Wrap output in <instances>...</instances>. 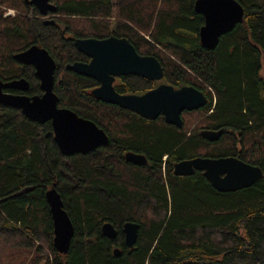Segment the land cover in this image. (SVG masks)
Listing matches in <instances>:
<instances>
[{"label":"trees","instance_id":"obj_1","mask_svg":"<svg viewBox=\"0 0 264 264\" xmlns=\"http://www.w3.org/2000/svg\"><path fill=\"white\" fill-rule=\"evenodd\" d=\"M195 1L53 0L52 26L24 0H0V79L23 78L26 95H41L34 69L14 55L32 45L46 49L56 63L58 106L109 138L88 154L64 156L50 122L38 124L0 104V264H264V180L219 193L200 172L172 171L181 160L237 157L264 172V0H235L243 19L214 50L200 45L204 18L194 12ZM6 6L21 12L4 18ZM71 36L127 38L140 55L160 62L167 84L195 87L206 105L184 111L176 128L97 101L96 81L65 69L84 61ZM148 89L130 76L117 91ZM200 130L223 134L209 142ZM128 152L146 164L128 163ZM53 185L74 227L66 255L52 244L45 193ZM106 222L117 231L113 240L101 233ZM126 222L139 225L133 249L124 243Z\"/></svg>","mask_w":264,"mask_h":264},{"label":"water","instance_id":"obj_2","mask_svg":"<svg viewBox=\"0 0 264 264\" xmlns=\"http://www.w3.org/2000/svg\"><path fill=\"white\" fill-rule=\"evenodd\" d=\"M52 1L24 0L25 4L36 8L43 17L57 12ZM193 7L194 12L204 18L198 36L200 45L205 50H214L219 38L232 31L243 19L244 10L235 0H196ZM44 23L48 25L54 22L47 20ZM74 46L90 61L68 64L66 70L96 81L98 87L91 91V95L101 103L114 105L146 120H156L162 116L165 124L176 128L182 127L181 114L184 111L199 110L207 103L206 96L192 86L174 89L169 85H160L141 96L117 93L113 87L115 77L132 75L154 81L160 80L164 75L163 68L155 57L139 55L125 38L111 36L102 40L75 39ZM14 59L34 69L42 94L29 97L9 93L7 91L27 92L28 81L23 78L10 81L0 79L1 105L20 110L26 118L38 124L50 122L54 142L64 156L85 155L109 143L107 134L95 123L58 106V97L54 93L56 63L46 49L32 45L15 54ZM222 134V130L200 132V136L209 142L217 141ZM124 158L135 165L147 162L143 155L132 152L126 153ZM195 172H200L219 193L249 188L259 180H264V172L259 167L244 163L237 157H195L173 164L174 176H191ZM45 199L52 219L53 247L57 253L66 255L74 236L73 224L54 185L46 191ZM138 230L137 223H124L122 233L128 249H133ZM101 233L111 240L117 236L116 229L109 222L102 224ZM113 254L120 256V249L115 248Z\"/></svg>","mask_w":264,"mask_h":264},{"label":"flooded vegetation","instance_id":"obj_3","mask_svg":"<svg viewBox=\"0 0 264 264\" xmlns=\"http://www.w3.org/2000/svg\"><path fill=\"white\" fill-rule=\"evenodd\" d=\"M52 3H53V1H52ZM27 5V4H26ZM28 6H30V5H28ZM31 7H33V6H31ZM34 8V7H33ZM34 9H36V8H34ZM37 11V10H36ZM38 12V11H37ZM39 14V13H38ZM40 15V14H39ZM54 17H57L56 16V14H48L47 16H45L44 18H43V22H45V21H47V20H51V21H53L54 23L53 24H48V25H52V26H54V25H56V23H55V20H54ZM45 24V23H44ZM46 25V24H45ZM60 30H61V32H62V34L64 35V36H66V32L62 29V28H60ZM67 37V36H66ZM108 37H111V36H108ZM108 37H106V38H108ZM113 37H115V36H113ZM70 38H72V40H73V46H74V40L75 39H89V38H74V37H70ZM106 38H103V39H106ZM116 38H125V37H116ZM125 39H127V38H125ZM99 40H102V39H99ZM128 40V39H127ZM129 41V40H128ZM130 42V41H129ZM134 47V46H133ZM74 48H75V46H74ZM76 49V48H75ZM136 50V49H135ZM77 51V50H76ZM137 52V51H136ZM80 53V52H79ZM138 53V52H137ZM81 54V53H80ZM139 54V53H138ZM83 57H84V61H76V62H83V63H88L90 60L87 58V57H85L83 54H81ZM140 55V54H139ZM142 56H148V55H142ZM74 63V62H73ZM72 64V63H71ZM65 69H66V67H65ZM130 76H132V75H129V76H120V77H115V79H114V82H113V87H114V89H115V91L117 92V93H119L118 91H117V89L118 90H120V89H124L125 87H126V79L128 78V77H130ZM133 77H136V78H138V79H141V80H143V81H145V83L149 86V89L148 90H146V91H144V92H140V93H119L120 95H136V96H141V95H143V94H145V93H147V92H149L150 90H153V89H155V88H157L158 86H160V85H169V84H167L166 82H165V78H164V75H163V77L160 79V80H154V81H148V80H146V79H143V78H141V77H138V76H133ZM97 83V82H96ZM169 86H171V85H169ZM183 86H187V85H182V86H180V87H173L174 89H179V88H181V87H183ZM40 87V86H39ZM98 87V83H97V86L95 87V88H97ZM94 88V89H95ZM8 92V91H7ZM9 93H12V94H25L26 95V92H24V93H21V92H19V91H9ZM42 94V93H41ZM28 96V95H27ZM92 96V95H91ZM29 97H32V96H29ZM182 115V114H181ZM158 118H162L163 119V117L162 116H159ZM173 171V170H172Z\"/></svg>","mask_w":264,"mask_h":264},{"label":"rangeland","instance_id":"obj_4","mask_svg":"<svg viewBox=\"0 0 264 264\" xmlns=\"http://www.w3.org/2000/svg\"><path fill=\"white\" fill-rule=\"evenodd\" d=\"M6 7H7V6H6ZM20 12H21V10H15V9H12V8L7 7V8L4 9L3 17H4V18H14L16 15H19ZM111 22L114 23V20L112 19ZM186 120H188V117H186ZM190 121H191V120L189 119V120L187 121V123H190ZM197 123H198V121H195V122L189 124V125H190V128H191V129H195V128H197ZM197 130H199V127H198ZM201 131H202V130H200V132H201ZM17 251H18V250H17Z\"/></svg>","mask_w":264,"mask_h":264},{"label":"bare ground","instance_id":"obj_5","mask_svg":"<svg viewBox=\"0 0 264 264\" xmlns=\"http://www.w3.org/2000/svg\"><path fill=\"white\" fill-rule=\"evenodd\" d=\"M203 93V92H202ZM204 94V93H203Z\"/></svg>","mask_w":264,"mask_h":264}]
</instances>
